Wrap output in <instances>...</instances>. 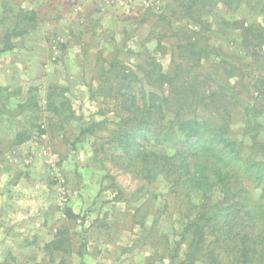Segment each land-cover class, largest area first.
Wrapping results in <instances>:
<instances>
[{
    "label": "trees",
    "instance_id": "1",
    "mask_svg": "<svg viewBox=\"0 0 264 264\" xmlns=\"http://www.w3.org/2000/svg\"><path fill=\"white\" fill-rule=\"evenodd\" d=\"M220 3L230 8L260 4L264 13V0H168L154 7L157 12L146 9L138 18L140 25L151 21L140 44L155 40L154 52L129 49L138 56L131 60L117 48L110 57L94 59L98 68L90 95L101 104L97 114L102 118L83 125L80 135L94 138L92 161L112 179L108 187L116 191V199L128 202L141 192L149 195L148 201L164 197L166 212L158 210L155 223H173L174 239L162 227L155 247L163 249L158 256L168 257L169 264H264V27L257 22L241 26L247 60L211 46L206 13ZM33 12H20L0 38V54L14 49L12 39L33 28ZM176 21L185 22L178 26ZM193 22L199 30L189 28ZM168 53L166 68L161 56ZM40 91L38 85L29 88L15 114L38 112ZM20 92L0 86V115H14L9 103ZM43 102L61 120L73 119L62 84L48 82ZM34 125L42 133L49 129L42 122ZM31 131H17L12 146L27 142ZM106 161L142 184L127 194ZM160 180L166 192L156 191ZM172 201L175 214L168 212ZM66 214L78 217L70 207ZM44 247L51 255L61 252L59 264H68L73 247L69 227L57 228Z\"/></svg>",
    "mask_w": 264,
    "mask_h": 264
},
{
    "label": "rangeland",
    "instance_id": "2",
    "mask_svg": "<svg viewBox=\"0 0 264 264\" xmlns=\"http://www.w3.org/2000/svg\"><path fill=\"white\" fill-rule=\"evenodd\" d=\"M167 1L0 0V38L20 12L33 10L35 20L31 22L33 28L23 38L12 39L16 42L14 49L0 54V86L12 90L21 88L9 103L14 115H0V243L3 242L0 264H59L63 254L55 251L51 255L44 246L55 238L57 228L63 225L69 227L73 243L68 264H169L168 257L162 260L158 256L163 249L155 247V235L162 232V227L171 234V240L174 239L173 223L166 219L155 223L158 210L166 212L164 197H151L148 201L149 195L141 192L137 195L139 198L128 202L116 199V191L108 187L112 179L105 178L104 168L92 161L94 138L80 135L83 125L102 118L97 114L101 104L90 95V85L95 84L93 72L98 68L94 59L99 54L102 58L110 57L117 48L131 60L138 56L129 49L146 47L147 51L154 52L155 40L140 44L144 42L143 35L149 32L151 21L140 25L138 18L146 9L159 10L154 7ZM260 8V4L254 3H243L235 8L220 3L211 8L206 13L209 28L205 31L210 45L249 59V54L244 53V48L248 47L242 43L241 26L257 22L264 27V13ZM181 22L185 21L174 24ZM189 28L200 29L194 22ZM82 31L85 33L81 34ZM161 61L167 68L169 53L161 56ZM48 82H57L66 89L74 112L69 122L47 110L43 100ZM34 85L41 88V109L38 112L26 109L15 114L19 113L17 102L26 99L29 88ZM37 122H42L48 131L39 132L34 125ZM24 127L32 130L33 136L19 147L12 146L14 135ZM106 166L112 168L115 180L127 194L137 190L143 182L109 161ZM18 175L28 182L35 180L32 191L46 199L36 205L35 210L40 213L32 219L34 224L44 220L43 223L56 229L50 232L48 241L37 250L34 248L32 253L28 252L29 248L5 242L11 234L17 238L28 234L26 227L14 230L13 222L20 226L21 221L33 217L26 209L20 214L7 207L14 197V193L9 194L11 189L7 192V187ZM157 187V192L168 190L163 180L157 182ZM68 207L78 215L75 220L66 214ZM137 208L140 210L136 211ZM176 210L174 202H170L168 212L175 214ZM141 220L143 224L138 223ZM81 245L84 246L82 256ZM14 247L20 248L21 259L14 254Z\"/></svg>",
    "mask_w": 264,
    "mask_h": 264
},
{
    "label": "crops",
    "instance_id": "3",
    "mask_svg": "<svg viewBox=\"0 0 264 264\" xmlns=\"http://www.w3.org/2000/svg\"><path fill=\"white\" fill-rule=\"evenodd\" d=\"M18 179L16 178L14 180V183L11 184L9 187H7V192L9 189H11L12 191L9 193L12 196V193H14V197L8 201V208L9 209H16L18 210V212L20 214H22V212H24V209H26L27 211H30L32 213L31 219H27L26 221H21L20 226L16 224V222H13V226H14V230H20L22 227H26V229L28 230V234L21 236L18 238L16 237V235L11 234L10 237H6L7 240L6 245L10 246H21L23 249L24 248H29L30 250L28 252H31L34 250H37V248H39V245H43V243L45 241H48V236H51L50 232L52 231H56L55 227H53V225L51 226H47L45 223H43L44 220H42L40 223H35L34 224V216L39 215V211L35 210L36 205H38L40 202L41 204L46 202L45 196H36L37 192L32 191L33 189V184L36 183V181H27L24 179L23 176L18 175ZM17 177V176H16ZM32 186V187H31ZM21 191H25L24 193H21ZM32 191V192H31ZM27 204H29L28 206H26ZM40 219V217H38ZM21 219V218H18ZM34 224V225H31ZM10 227V226H9ZM3 242L0 243V245ZM5 244V243H4ZM2 248V247H1ZM14 254H16L19 259H21L19 252H20V248L18 247H14ZM2 251L0 250V253ZM28 259V257H27ZM28 261V260H26Z\"/></svg>",
    "mask_w": 264,
    "mask_h": 264
}]
</instances>
